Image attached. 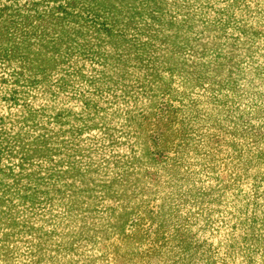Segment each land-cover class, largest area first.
Here are the masks:
<instances>
[{
    "label": "rangeland",
    "instance_id": "rangeland-1",
    "mask_svg": "<svg viewBox=\"0 0 264 264\" xmlns=\"http://www.w3.org/2000/svg\"><path fill=\"white\" fill-rule=\"evenodd\" d=\"M0 264H264V0H0Z\"/></svg>",
    "mask_w": 264,
    "mask_h": 264
}]
</instances>
